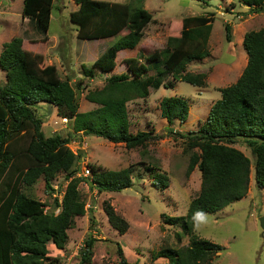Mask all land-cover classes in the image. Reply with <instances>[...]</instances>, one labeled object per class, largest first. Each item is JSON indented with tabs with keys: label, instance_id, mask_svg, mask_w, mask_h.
I'll return each instance as SVG.
<instances>
[{
	"label": "trees",
	"instance_id": "trees-1",
	"mask_svg": "<svg viewBox=\"0 0 264 264\" xmlns=\"http://www.w3.org/2000/svg\"><path fill=\"white\" fill-rule=\"evenodd\" d=\"M74 1L78 8L71 12L70 20L77 25L80 39L100 40L122 34L92 67L83 65L85 78L113 72L121 50H139L147 61L137 56L125 59V72L107 76L101 88L87 92L86 99L97 107L81 112L78 90L83 89V81L73 84L70 79L62 80L56 65H43L41 54L24 48L22 37L15 36L3 45L0 66L7 79L0 83V264H60L59 257L49 254V244L64 249L75 218L86 215L79 184L88 180L99 192H120L133 186L134 165L111 170L86 163L79 175V157L69 147L75 135L94 134L112 143H124L127 149H145L156 135L145 130L131 132L128 103L148 98L151 89L174 87L177 81L206 86L207 74L191 72L188 66L210 56L213 17H184L175 23L179 31L168 37L163 50L146 51L141 43L154 18L145 7L131 10L129 3ZM239 1L255 12L264 11V0ZM54 6L55 0L23 1V17L29 19L37 34L45 36L44 40L50 39ZM226 37L231 40L230 24L226 25ZM243 46L248 61L240 77L220 89L222 97L212 104L200 129L183 135L187 149L193 151L187 173L199 169L201 189L190 201L186 215L164 218L166 223L181 226L190 236L189 245L154 252L155 261L163 257L168 259L166 264H212L222 250L221 245L197 236L195 226L204 214L220 211L248 194L252 159L234 146L238 140L250 148L256 185L264 189V27L247 31ZM152 69L156 74H149ZM41 101L55 105L58 115L68 119V135H45L43 119L34 109ZM160 109L169 123L185 122L190 103L182 96H169L161 100ZM87 167L91 172L88 176L84 174ZM60 173H65L68 184L62 200L54 198L59 212H49L47 205L27 189L42 179L46 189L54 190L53 182ZM168 181L162 170L155 172L154 184L168 187ZM105 211L116 230L121 234L128 230V221L110 203H106ZM96 240L87 238L79 264L91 263ZM118 252L120 264H139L128 261L120 244Z\"/></svg>",
	"mask_w": 264,
	"mask_h": 264
},
{
	"label": "rangeland",
	"instance_id": "rangeland-1",
	"mask_svg": "<svg viewBox=\"0 0 264 264\" xmlns=\"http://www.w3.org/2000/svg\"><path fill=\"white\" fill-rule=\"evenodd\" d=\"M23 1L0 0V53L11 38L22 37L24 48L41 54L43 65H56L62 80L70 79L73 84L83 81V89L78 90L81 112L97 107L86 99L87 92L101 88L107 76L125 72V59L137 56L147 61L139 50H121L113 72L95 79L85 78L83 65L92 67L122 34L100 40L80 39L77 25L70 20L71 12L78 5L74 0H55L48 32L50 39L44 40L45 36L37 34L30 26L29 19L23 17ZM105 1L129 3L131 10L143 6L152 13L154 21L146 27L141 43V48L146 51L163 50L168 37L179 31L175 23L181 22L184 17H213V30L208 43L210 56L188 66L191 72L207 74L206 86L177 81L174 87L151 89L148 98L128 103L131 132L135 134L145 130L153 131L156 135L145 149H127L124 143H112L94 134H77L73 137L69 147L79 157V175L83 174L86 163L102 165L111 170L134 165L133 186L120 192H99L90 181H82L79 191L86 203V215L75 218L74 226L68 230L66 247L59 249L50 243L49 254L59 257L60 264H79L86 240L92 236L97 240L90 264H120L119 244L132 263L166 264L168 259L163 257L153 260V253L165 247L187 246L190 236L183 233L181 226L166 223L164 215H186L190 201L201 189L199 169L196 167L187 173L193 151L187 149L183 135L200 129L212 104L222 97L220 89L235 83L242 74L248 61L243 46L245 33L264 27V11L255 12L239 0ZM227 24L231 25V40L226 37ZM149 74H156V70H150ZM6 79V71L0 66V83H5ZM165 82H169L168 78ZM169 96H182L189 101L190 113L185 122L175 120L169 123L162 117L160 102ZM34 109L43 119L42 127L47 137L58 133L66 136L71 132L68 119L58 115L55 105L41 101ZM170 131L180 135L171 134ZM234 146L252 159L249 192L243 199L230 203L220 211L204 214L195 226V233L222 246L219 255L213 257L212 264H264V228L261 223V218H264V189L256 185L250 148L241 140ZM159 170L168 176V187L154 184L155 172ZM67 184L65 173H60L53 182L54 190L46 189L41 179L27 189V193L45 203L47 211L58 213L60 209L54 203V198L62 200ZM106 203H110L128 221L129 228L125 233L121 234L110 223L105 211Z\"/></svg>",
	"mask_w": 264,
	"mask_h": 264
},
{
	"label": "built area",
	"instance_id": "built-area-1",
	"mask_svg": "<svg viewBox=\"0 0 264 264\" xmlns=\"http://www.w3.org/2000/svg\"><path fill=\"white\" fill-rule=\"evenodd\" d=\"M65 119H67V118H65ZM84 174H85L86 176H88V175L91 174L89 167H87V168L84 170Z\"/></svg>",
	"mask_w": 264,
	"mask_h": 264
},
{
	"label": "water",
	"instance_id": "water-1",
	"mask_svg": "<svg viewBox=\"0 0 264 264\" xmlns=\"http://www.w3.org/2000/svg\"><path fill=\"white\" fill-rule=\"evenodd\" d=\"M262 227L264 228V218H261Z\"/></svg>",
	"mask_w": 264,
	"mask_h": 264
}]
</instances>
